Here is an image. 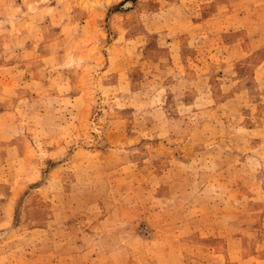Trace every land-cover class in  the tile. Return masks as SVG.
Returning a JSON list of instances; mask_svg holds the SVG:
<instances>
[{
  "label": "rangeland",
  "instance_id": "rangeland-1",
  "mask_svg": "<svg viewBox=\"0 0 264 264\" xmlns=\"http://www.w3.org/2000/svg\"><path fill=\"white\" fill-rule=\"evenodd\" d=\"M0 264H264V0H0Z\"/></svg>",
  "mask_w": 264,
  "mask_h": 264
}]
</instances>
